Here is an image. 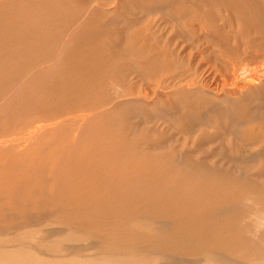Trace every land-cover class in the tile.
I'll return each mask as SVG.
<instances>
[{
	"label": "bare ground",
	"instance_id": "1",
	"mask_svg": "<svg viewBox=\"0 0 264 264\" xmlns=\"http://www.w3.org/2000/svg\"><path fill=\"white\" fill-rule=\"evenodd\" d=\"M124 1L0 0V264H151L197 242L264 264L263 241L232 231L242 214L205 218L246 202L264 225L262 188L204 157L264 173V0ZM144 204L175 237L149 235Z\"/></svg>",
	"mask_w": 264,
	"mask_h": 264
},
{
	"label": "rangeland",
	"instance_id": "2",
	"mask_svg": "<svg viewBox=\"0 0 264 264\" xmlns=\"http://www.w3.org/2000/svg\"><path fill=\"white\" fill-rule=\"evenodd\" d=\"M142 1H144V0H142ZM146 2H148L149 0H145ZM143 2V3H146V2ZM133 3L134 1H132V0H127V1H124V5L126 6L125 8H127V9H125L126 11H125V13L126 14H128V12L132 9V6H134V4H131V3ZM143 3L142 4H140V5H143ZM139 4V2L137 1V3H136V1H135V5H138ZM131 5V6H130ZM129 8H131V9H129ZM128 10V11H127ZM132 12V11H131ZM175 26H176V28H175ZM172 27H173V25H172ZM171 27V28H172ZM113 28V27H112ZM174 30L173 31H175V29H178V26L176 25V24H174ZM172 28V29H173ZM113 29H115V28H113ZM91 34V33H90ZM93 36V35H92ZM75 85V84H74ZM161 109V108H160ZM159 109V110H160ZM170 110V111H169ZM171 110H173V111H171ZM157 111V110H156ZM156 111H149V112H152L150 115H149V117L148 116H146L147 118H148V120L147 121H149V119H150V117H151V122H154V121H157L156 119H157V117H155V116H158V114L157 113H161V112H156ZM154 112H156V114L154 113ZM165 112V113H164ZM175 113V116H176V111H175V108H173V109H171V108H168V109H164V110H162V114L164 113L165 114V116H166V118H165V116H164V118L167 120V118L169 119V120H171L172 118H178V116L177 117H174V113ZM168 114H170V115H168ZM172 115H173V117H172ZM180 115V114H179ZM182 115V114H181ZM180 117V120H183V118L181 119V117H183V116H179ZM155 119V120H154ZM153 120V121H152ZM169 120H167V121H169ZM153 124H155V122L154 123H151L149 126H152ZM151 130L152 129H150L149 130V134H150V136H151V133H153V132H151ZM157 133V132H156ZM154 134V133H153ZM163 134V133H162ZM157 135H159L160 136V132L159 133H157L156 135L154 134V137H153V135L151 136V137H153V139H155L156 138V136ZM161 137V136H160ZM244 144V145H243ZM242 147H240V152L242 151V154L245 156L244 157V159H243V161L245 162L246 160H251V159H255V158H257L259 155H258V146L256 147V144H255V146H254V144L253 143H250V144H245V143H243L242 142ZM248 145V146H247ZM252 145V146H251ZM240 146V145H239ZM238 146V147H239ZM259 150H261L260 148H259ZM205 152H207V151H205ZM205 152L203 153V152H201V154L202 155H205ZM251 152V153H250ZM224 153V152H223ZM226 154V155H225ZM227 154L228 153H224V154H214V155H208V153H206V155L204 156V157H208L209 158V160L211 159V161H214L215 162V165H216V167L217 168H214L215 170H219V168L218 167H220V166H217V165H219L220 163H219V161L220 160H222V158H225L226 159V165H227V163H228V166H226V165H224L225 167H227L226 168V170L228 169V171L226 172V173H231V174H237V175H239V173H240V175H239V177L241 176H244L245 178H243V179H241V177H240V180H239V183H241V184H243V185H252L253 183L257 186V187H259V188H262V190L261 189H258L259 191H261V192H264L263 191V189H264V179L262 180V178H264V173H262L261 175H260V173L259 174H257V175H252V176H249V174H248V169L247 168H242V170H241V168H240V166L238 167L237 166V162H239L238 160L240 159V158H237V157H239L238 155L236 156H234V155H228L227 156ZM202 155H199L198 154V156H202ZM220 156V157H219ZM227 156V157H226ZM234 158V159H233ZM213 159V160H212ZM234 161H233V160ZM238 159V160H237ZM219 160V161H218ZM230 161V162H229ZM232 162V163H231ZM239 164H240V162H239ZM230 166V167H229ZM225 167H223V168H225ZM231 170H230V169ZM239 168H240V170H239ZM247 169V170H246ZM222 170V169H221ZM220 170V171H221ZM247 171V173L245 172V171ZM232 171V172H231ZM242 171H244L243 173H242ZM249 176V177H247V176H245L246 174ZM253 176H254V178H253ZM253 178V180H250L251 178ZM248 178H250L249 180H248ZM257 178V179H256ZM260 178V179H259ZM259 179V180H258ZM244 180V181H243ZM241 181V182H240ZM249 181V182H248ZM252 181V182H251ZM259 181V182H258ZM248 183H250V184H248ZM253 184V185H254ZM153 190V189H152ZM157 190V189H156ZM156 190H153L152 191V193H155V192H157ZM150 191V190H149ZM167 190H165V192H166ZM164 192V193H165ZM168 192H166V194H167ZM179 195H181V194H179ZM182 196V195H181ZM175 197H177L178 198V193H177V196H176V194H175ZM178 203L177 202H175V203H170V204H167L166 206H168V210L170 211V210H172V208H173V210H174V207H175V205H177ZM243 205L241 206V204H240V206L239 205H234L231 209H228V207H223V208H220V209H218L217 211H214L215 213H210V215H209V213H207V214H205V218L208 220V223L210 222L211 224H212V226H213V222H222L223 223V221L227 218V216H230V215H227V212H228V214L229 213H232V211H233V213L232 214H234L235 216L237 215V213H238V216H240L241 214L243 215V216H240V218L238 219L237 218V216H236V218H237V220H236V218H234V222L236 223H233V225H232V231H235V232H237V233H239L240 234V232H241V228H242V226H241V222H244V223H242L243 225H245V226H243V228H242V230L244 229V227H245V229L244 230H246L245 232L247 233H245V232H243V234H245L244 236L245 237H247V239L251 242V244L250 245H253V243H257V242H255L256 241V239H257V241H263V243H264V235H263V231H260V229L262 230V228L264 227V225H257V223H255V221L253 222V215H251L252 216V218L250 217V215H249V213L250 214H252L253 213V210L254 209H252L251 207H253V206H247L248 208H250V209H252V210H250V212L248 211L247 212V210H249L247 207H246V205H248L246 202H243L242 203ZM246 204V205H245ZM145 205V204H144ZM261 205V204H260ZM260 205H257L260 209L263 207V206H260ZM148 206H150V207H148ZM171 206H173L172 208H171ZM144 207H148L150 210H149V214H148V216L147 215H145L143 218L145 219V221H150L151 223H154V225H155V227H157V228H155V231H153L151 234H149V235H151V236H158V238L157 237H154V238H156V239H161V238H164V236L165 235H168L169 233L170 234H172V226H173V220L172 219H166L167 217L165 216V218H163L164 216L163 215H161V217L158 215V213L160 214V211L157 209V207H156V209H154L153 210V208H155L154 206H152L151 207V205L150 204H146ZM170 207V208H169ZM241 207V208H240ZM245 207V208H244ZM151 208H152V210L154 211H152L151 210ZM224 209V210H223ZM225 209H226V211H225ZM228 209V210H227ZM241 209V210H240ZM243 209H245V210H243ZM247 209V210H246ZM157 211H159V212H157ZM167 211V210H166ZM242 211V212H244V211H246V216H248V217H246L245 216V214L244 213H240V212ZM153 212V214L152 215H150L151 213ZM218 212V213H217ZM235 212V213H234ZM225 213V214H224ZM158 215V216H154V215ZM170 214H172V211H171V213ZM203 215V214H202ZM149 216H151V218L149 217ZM154 216V217H153ZM163 216V217H162ZM174 216V215H173ZM177 216H179L178 217V222H185V221H189V219L187 220H185V217H186V215L184 214L183 215V213H179ZM185 216V217H184ZM195 216H196V219L194 220L195 222L196 221H198V220H202V216L200 215H196L195 214ZM194 216V217H195ZM204 216V215H203ZM224 216H226V217H224ZM235 216H233V217H235ZM245 216V217H244ZM145 217H147V218H145ZM156 217V218H155ZM180 217H181V219H180ZM198 217V218H197ZM201 217V218H200ZM209 217V218H208ZM243 218H246V219H243ZM251 219L252 220V222H251V220H249V219ZM148 219H150V220H148ZM156 219V220H155ZM163 219H165V220H163ZM198 219V220H197ZM204 219V218H203ZM152 220V221H151ZM162 220V221H161ZM171 220V221H170ZM183 220H185V221H183ZM236 220V221H235ZM241 220H244V221H241ZM159 221V222H158ZM164 221H166V222H164ZM247 221V222H246ZM251 222V224L249 223V222ZM156 222V223H155ZM168 222H170L171 224H169ZM199 222V221H198ZM198 222H196V224L194 223V224H192L191 222H187V223H189L190 225L187 227L190 231H191V233H194L195 231V233H194V235H199V237L202 239H204V238H206V236H207V240L208 239H211L212 238V236L213 235H211L212 233H211V228L208 226V227H206V228H210L209 230L208 229H206V228H200V227H198V229H199V231H198V229L197 228H195V227H197V226H199L200 224H201V221L198 223ZM166 223V224H165ZM219 223V224H220ZM237 223L239 224V225H237ZM253 223V224H252ZM254 223H255V225L257 226V228H255L256 226H254ZM218 224V225H219ZM249 224V225H248ZM163 225V226H162ZM197 225V226H196ZM209 225V224H208ZM215 225H217L216 223L214 224V226ZM236 225V226H235ZM253 225V226H252ZM211 226V225H210ZM235 226V227H234ZM239 226H241V227H239ZM247 226V227H246ZM251 226V227H250ZM169 227H171V228H169ZM187 228H185L186 230H187V232H188V239L191 237V236H189V233H190V231L187 229ZM236 228V229H235ZM239 228V229H238ZM247 228V229H246ZM169 229V230H168ZM202 229L203 230H206V231H204L205 232V234H203L202 235ZM257 229V230H256ZM243 230V231H244ZM259 230V231H258ZM264 230V229H263ZM171 231V232H170ZM166 232V233H165ZM203 232V233H204ZM210 233V236L208 235L209 233ZM252 232V233H251ZM191 233H190V235H191ZM198 233V234H197ZM208 233V234H207ZM147 234V235H148ZM159 234V235H158ZM207 234V235H206ZM147 235H145L146 237V239H148V238H153V237H151V236H147ZM173 236L175 235V234H172ZM176 235H178V234H176ZM193 235V234H192ZM200 235H202V237L200 236ZM204 235H205V237H204ZM241 235V234H240ZM252 235V236H251ZM220 236H222V235H220ZM148 237V238H147ZM175 237V236H174ZM210 237V238H209ZM223 237H225V235H223ZM263 237V238H262ZM222 238V237H221ZM260 238V239H259ZM187 239V238H186ZM262 239V240H261ZM205 240V239H204ZM252 240V241H251ZM254 240V241H253ZM198 244V242L196 243V245H194L193 246V243L192 244H189V246L188 245H186L185 247L186 248H184V249H186V250H184V249H182V251H183V253L181 252L180 254H179V251H176V250H168V249H171L170 247H166L167 248V250L169 251V255L167 254L168 253V251L166 250V249H164V247H160L159 249H163L162 250V252H161V250H160V252H159V250H156L158 253V257H159V259L156 261V262H153V263H151V264H202L203 263V260L201 259L202 257H200V255H198V253H196V252H198V250H197V248L199 247V245H197ZM203 246H204V248H205V250L207 251V250H209V254H212L213 256H215V255H217V256H215L216 258H218V259H220L221 261H223L224 263L223 264H226L225 262H227V264H256V263H253V262H249L248 260H244V259H240V258H238V257H231L230 255H228V254H226L225 252V255L223 254V252L222 251H218L217 249H219L218 247L215 249H213V247H207V246H209V243L207 244L206 243V245H205V243L204 244H202ZM201 245V247H199L200 249L203 247ZM191 246V247H190ZM189 247V248H188ZM193 247V248H192ZM146 249V247L145 246H143L142 247V249ZM204 248H202V249H204ZM207 248V249H206ZM208 248H210L211 250H212V252H211V250L210 249H208ZM201 249V250H202ZM79 250L80 251H83V249H81V248H79V249H71V251H76V252H79ZM193 250H194V252H193ZM218 252H217V251ZM220 250V249H219ZM165 251H167V252H165ZM174 251V252H173ZM175 251H176V253H175ZM185 251L187 252V253H185ZM193 252V254H192V252ZM200 251V250H199ZM84 252V251H83ZM86 252V251H85ZM173 252V253H172ZM192 255V256H190V254ZM220 252V253H219ZM165 253H166V255H165ZM164 254V255H163ZM176 254V255H175ZM188 254V255H187ZM194 254H196V255H194ZM220 254V255H219ZM223 254V255H222ZM161 255V256H160ZM180 255V256H179ZM199 258H198V257ZM222 256L223 257H225V259H223L222 258ZM182 257V258H181ZM196 257V258H195ZM229 258V259H228ZM235 258V259H234ZM238 258V259H237ZM201 259V260H200ZM158 262V263H157ZM202 262V263H201Z\"/></svg>",
	"mask_w": 264,
	"mask_h": 264
}]
</instances>
